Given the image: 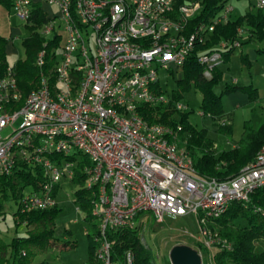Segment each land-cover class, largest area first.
Wrapping results in <instances>:
<instances>
[{
  "label": "built area",
  "instance_id": "2783aa9c",
  "mask_svg": "<svg viewBox=\"0 0 264 264\" xmlns=\"http://www.w3.org/2000/svg\"><path fill=\"white\" fill-rule=\"evenodd\" d=\"M46 1L57 6L58 15L42 29L47 38L36 58L38 88L24 98L13 65L0 78V176L12 174L19 162L40 167L43 175L38 192L23 194L21 212L54 207L57 184L62 177L74 180L85 159L81 171L84 189L94 196L97 262L115 264L107 232L135 229L143 213L159 223L166 215L197 214L202 245L231 250L232 243L213 225L232 203L248 206L264 186V145L237 176H202L186 135L180 137L182 125L149 123L139 112L142 105L169 103L167 93L154 90L160 71L179 69L197 44L230 20L229 0L191 32L189 21L204 0ZM254 1L264 9V0ZM11 7L28 24L33 0H12ZM241 32L235 48L241 47ZM56 36L59 46L50 49ZM228 45L223 41L220 49ZM49 57L54 63L48 70ZM198 62L211 79L223 64L222 52L202 53ZM174 108L184 112L187 106L177 101ZM9 128L12 133L4 136ZM125 261L133 264L131 251Z\"/></svg>",
  "mask_w": 264,
  "mask_h": 264
},
{
  "label": "trees",
  "instance_id": "16d2710c",
  "mask_svg": "<svg viewBox=\"0 0 264 264\" xmlns=\"http://www.w3.org/2000/svg\"><path fill=\"white\" fill-rule=\"evenodd\" d=\"M226 0H204L201 10L189 21L187 32H191L197 25L209 22L224 7ZM0 6L10 8L12 0H0ZM49 19L40 6L33 7L31 18L26 24L29 35L24 37L21 44L24 48L25 58L19 59L13 65L17 73L19 89L24 98L34 89L38 88L40 69L36 65V58L44 48V39L38 33ZM245 31L248 42H256L259 45L257 52L264 55V9H256L240 16L235 20H229L225 24H218L211 37L204 43L197 44L185 63L180 67L184 77L177 81L178 88L169 95L163 89L160 82L154 85L158 94L169 95L170 101L166 105H142L140 114L149 123H162L166 125L181 124L183 130L180 137L186 135V148L194 155L196 170L202 176L216 177L220 180L231 179L239 174L241 169L251 162L257 151L264 145V124L255 129L250 122H245L241 140L234 148L218 151L213 140L209 139L207 129L197 130L189 121L186 112H176L174 103L183 99V93L192 88L198 89L202 95V113L212 118L219 124L220 131L226 135L232 133V123L223 112L221 97L214 93V87L223 80V72L216 68L211 79L203 76L204 67L198 62L202 53L221 51L223 63H228L233 52L237 49L233 46L239 39V29ZM61 38L56 36L50 40V49L59 46ZM223 41L229 42L226 49H220ZM8 40L0 35V78L5 75L9 66L6 45ZM241 45L243 42L241 41ZM242 61L250 66L247 57ZM54 61L49 57L47 69L53 66ZM173 74V71H170ZM238 89V86H233ZM228 91V90H227ZM255 94V90H251ZM256 95V94H255ZM257 96V95H256ZM224 122V123H223ZM86 162V160L84 159ZM83 161V163H84ZM83 163L76 169L77 183L84 184L85 176L82 174ZM43 182L42 170L38 166H30L19 162L12 174L0 176V216L5 214L6 204L10 201L18 205L15 211L17 228L26 226V234H17L10 244H7L0 229V264H45L35 262L38 253L47 252L53 245L59 243L55 236V217L59 210L57 204L49 209L30 210L21 212L20 200L25 190L38 192ZM55 197V196H54ZM76 202L79 208L87 212L88 222L95 226V232L88 234L89 262L88 264H103L97 262L95 251L97 243L94 235L98 234L97 225L92 216L91 191L86 189L75 192ZM264 186L256 190L251 196V202L244 206L240 202H234L229 210L215 220L216 228L223 238L232 243L231 250L218 249L214 254L216 264H264V250L257 251L256 242H264ZM142 214L138 215L137 220ZM240 219L246 223L241 225ZM108 239L111 243V260L115 264H126V253L131 251L134 257L133 264H155V256L149 247L143 243L141 225L135 229L122 228L117 231H108ZM65 248L67 242L62 244ZM25 253V254H24Z\"/></svg>",
  "mask_w": 264,
  "mask_h": 264
},
{
  "label": "rangeland",
  "instance_id": "374dc122",
  "mask_svg": "<svg viewBox=\"0 0 264 264\" xmlns=\"http://www.w3.org/2000/svg\"><path fill=\"white\" fill-rule=\"evenodd\" d=\"M235 3L236 1H234V6H236L237 11L234 16L244 12V7L248 4V1L240 2L239 6ZM48 5L44 10L47 16L58 15L57 6L54 4ZM56 24L59 30L61 21L58 18ZM20 28L22 36L29 33L25 27L21 26ZM42 29L43 27L39 28L38 33L45 39L47 37L42 34ZM240 30L243 35L241 37L243 45L233 52L228 63L221 64L218 67L223 72V80L214 87V93L221 97L224 114L232 116V124L237 125V131L244 129V124L247 121L252 123L255 129H259L264 124V55L257 52L259 45L256 42H248V38L244 35L245 31L242 28ZM239 35L241 34L238 32ZM88 45L93 50L95 49L94 40H91ZM18 49L19 55L13 54L9 57V65H14L19 60L18 58H25V50L21 41L18 43ZM243 56L247 57L248 62L251 63L250 66L243 63ZM167 72L161 70L159 78L163 89L170 95L173 90L178 88L177 81L184 77V73L180 68L173 70V74ZM233 86L239 88L234 89ZM253 89L257 96L251 91ZM237 93L243 95L237 96ZM183 95L181 101L187 106L184 112L188 114L189 121L197 130L204 128L208 130L209 139L218 143V148L216 147L218 151L230 149L231 146L227 144L228 140L236 142L241 140V138L240 140H234V126H232V133L226 135L220 131L219 124L221 122L217 124L218 122L216 123L210 117L201 114L202 95L200 90L192 88L190 91L184 92ZM225 122L231 123L230 120ZM16 126H18V123H16ZM10 133H12L11 128L6 129L3 135L6 136ZM83 188V184L67 177H62L57 184L54 196L59 212L54 222L55 236L59 243L56 242L47 252L38 253L35 262H44L45 264H88V234L94 233L96 228L92 222L85 220L88 214L86 211L81 210L80 205L76 202L75 192ZM25 191L29 192V188ZM16 210H18V205L10 201L6 204L5 214L0 216L1 234L7 244H10L17 234H26V226L17 228L14 216ZM239 223L244 225L246 221L240 219ZM139 225H141L143 243L154 253L155 264H172L169 255L170 250L175 245H188L196 249L202 257V264H216L214 254L218 251V248H205L198 240L200 223L197 214H189L184 217L166 215L164 221L159 223L153 216L143 213L139 218ZM65 242L69 244L67 248L62 245ZM255 245L257 251L264 250V242H256Z\"/></svg>",
  "mask_w": 264,
  "mask_h": 264
},
{
  "label": "crops",
  "instance_id": "0c3cea01",
  "mask_svg": "<svg viewBox=\"0 0 264 264\" xmlns=\"http://www.w3.org/2000/svg\"><path fill=\"white\" fill-rule=\"evenodd\" d=\"M234 1H236L235 5H238L240 2H243V1H248V4L245 5V7H244L245 8L244 12H242V13L240 12L238 15L236 14V16H234V13L237 11V8H236V6H234ZM229 3L233 6V11L231 13L230 20H235V19L239 18L240 16L244 15L245 13L250 12V11H254L257 8L254 0H229ZM48 4L49 3L46 0H33V7L35 8L36 6H40L44 13H45L44 10L49 6ZM46 16H47V14H46ZM56 16H57L56 14L53 16L48 15L47 18L51 19V18H54ZM16 21H17V24H16ZM21 26L26 28V24H24L22 21H20L14 15L12 7L6 8L4 6H0V35L5 37L8 40V43L6 45V53L8 56V60H9V57L13 54L19 55L18 43L20 41H22V39L24 37L29 35V33L26 36L21 35V28H20ZM18 59H20V58H18ZM241 94L237 93V96H240ZM227 116L229 117V120L232 123V120H231L232 116L230 114H227ZM232 126H234V128H233V136L235 138L234 140H238V139L240 140V138L242 136V132L244 129H242L241 131H237V127H236L237 125L232 124ZM237 142L232 141V140H228L227 144H229L231 146L230 147V149H231V148H234L236 146ZM214 143H215L216 147L218 148V143L216 141H214Z\"/></svg>",
  "mask_w": 264,
  "mask_h": 264
},
{
  "label": "water",
  "instance_id": "95a60500",
  "mask_svg": "<svg viewBox=\"0 0 264 264\" xmlns=\"http://www.w3.org/2000/svg\"><path fill=\"white\" fill-rule=\"evenodd\" d=\"M172 264H202L200 253L188 245H175L170 250Z\"/></svg>",
  "mask_w": 264,
  "mask_h": 264
}]
</instances>
